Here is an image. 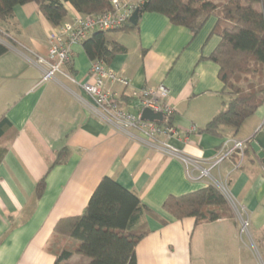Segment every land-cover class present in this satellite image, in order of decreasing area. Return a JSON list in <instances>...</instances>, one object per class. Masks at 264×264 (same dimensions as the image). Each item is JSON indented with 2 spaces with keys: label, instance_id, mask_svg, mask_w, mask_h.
I'll return each instance as SVG.
<instances>
[{
  "label": "crops",
  "instance_id": "1",
  "mask_svg": "<svg viewBox=\"0 0 264 264\" xmlns=\"http://www.w3.org/2000/svg\"><path fill=\"white\" fill-rule=\"evenodd\" d=\"M65 23L78 15L66 4ZM211 18L197 36L157 13L140 16L137 29L107 33L110 43L126 51L107 64L130 81L128 88L107 83L129 98L122 110L131 112L133 94L143 88L166 86L174 109L171 124L178 136L147 140L139 130L118 124L112 111L95 105L85 90L94 80L92 61L83 45L72 48V60L51 80L49 35L54 29L39 6L16 7L14 17L0 21V120L11 124L0 148V264H54L57 251L73 248L71 238L57 240L54 229L64 218L81 215L103 178L115 180L157 213L146 216L150 233L136 247L137 264H264V164L251 148L264 131V105L240 132L220 124L219 135L201 133L226 108L219 96V67L208 58L219 38L212 36ZM7 33V36L5 35ZM136 111V110H135ZM246 141L249 155L242 162L227 159L202 177L228 140ZM67 149L64 164L50 166ZM177 151V153L173 152ZM46 176L43 196L36 187ZM217 187L234 210V219L197 224L177 220L163 209L169 196L180 197ZM250 221L241 234V219ZM168 223L164 225L161 220ZM74 255L72 264H89Z\"/></svg>",
  "mask_w": 264,
  "mask_h": 264
},
{
  "label": "trees",
  "instance_id": "2",
  "mask_svg": "<svg viewBox=\"0 0 264 264\" xmlns=\"http://www.w3.org/2000/svg\"><path fill=\"white\" fill-rule=\"evenodd\" d=\"M29 3L39 6L54 29H59L66 21V4L78 15H102L112 10L110 0H0V21L12 19L16 7ZM144 13L161 14L173 25L189 29L193 36H197L211 18L216 19L212 36H217L219 43L214 52L201 61L209 60L218 65V78L223 85L219 96L226 108L200 132L219 135L218 126L225 124L238 134L244 123L264 105V0H144L140 16ZM135 29L137 25L128 22L120 31ZM107 33L95 31L83 42L92 63L107 65L126 51L123 46L110 43ZM1 34L4 33L0 31ZM7 52L8 47L0 43V56ZM128 100L122 97L117 104L121 107L129 104ZM173 119L174 115L161 124L171 126ZM9 128L8 120L1 119L0 142ZM6 152L7 148H0V163ZM248 155L246 149L244 156ZM68 156V150L63 149L49 171L66 163ZM45 182L46 176L37 184L38 199L44 194ZM163 209L177 220L195 218L197 224L235 218L228 200L215 186L180 197L169 196ZM146 216L160 218L144 206L136 194L111 178H103L81 215L61 219L56 224L57 240L71 238L78 243L71 249L57 251L54 264H72L74 255L89 259V264H137L136 247L150 233ZM161 222L168 223L164 219Z\"/></svg>",
  "mask_w": 264,
  "mask_h": 264
},
{
  "label": "built area",
  "instance_id": "3",
  "mask_svg": "<svg viewBox=\"0 0 264 264\" xmlns=\"http://www.w3.org/2000/svg\"><path fill=\"white\" fill-rule=\"evenodd\" d=\"M144 0H110L112 10L102 15L86 16L76 15L69 22L64 23L58 30L53 31L49 37L48 60L42 59L41 63H47L49 68L45 73L44 80L48 81L56 74L62 73V67L72 60V48L82 45L93 32H112L122 29ZM91 76L94 83L86 85L85 90L92 98L95 105L103 110L112 111L115 114L118 124L128 128L139 130L150 142H156L161 136H178L176 129L172 126L162 125L157 122L142 120V112L149 109L155 113H161L164 121L174 115V109L170 104V91L160 85L157 88H143L133 94L137 103L131 104L137 111V115H132L128 111L122 110L117 101L122 98L110 88L107 83L118 84L123 88L130 86V81L122 74L112 72L103 62H93L91 66ZM163 121V122H164ZM162 122V123H163ZM246 141L228 140L223 145L213 163L209 168L198 167L202 177L209 178L212 168L220 165L223 161L238 156V161L245 159L244 151L247 149ZM177 153V151H173ZM241 234L248 232L250 221L248 218L241 219ZM264 235V227H263Z\"/></svg>",
  "mask_w": 264,
  "mask_h": 264
},
{
  "label": "water",
  "instance_id": "4",
  "mask_svg": "<svg viewBox=\"0 0 264 264\" xmlns=\"http://www.w3.org/2000/svg\"><path fill=\"white\" fill-rule=\"evenodd\" d=\"M140 18V9H137L132 17L130 18V22L133 25H137ZM142 120L148 121V122H157L162 123L164 121V116L161 113H155L149 109H145L142 112ZM251 148L253 151L258 154V157L260 159L264 158V131L262 136L254 137V139L251 141Z\"/></svg>",
  "mask_w": 264,
  "mask_h": 264
},
{
  "label": "rangeland",
  "instance_id": "5",
  "mask_svg": "<svg viewBox=\"0 0 264 264\" xmlns=\"http://www.w3.org/2000/svg\"><path fill=\"white\" fill-rule=\"evenodd\" d=\"M129 113H131L132 115H137V111H135V110H132ZM233 212H234V210H233ZM260 253H261L262 260L264 261V248H260Z\"/></svg>",
  "mask_w": 264,
  "mask_h": 264
}]
</instances>
